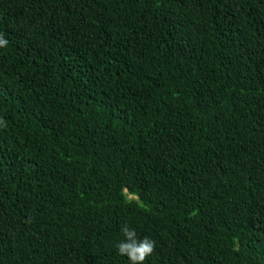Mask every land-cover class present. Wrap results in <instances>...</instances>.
<instances>
[{"label": "trees", "instance_id": "obj_1", "mask_svg": "<svg viewBox=\"0 0 264 264\" xmlns=\"http://www.w3.org/2000/svg\"><path fill=\"white\" fill-rule=\"evenodd\" d=\"M0 264H264V0H0Z\"/></svg>", "mask_w": 264, "mask_h": 264}, {"label": "clouds", "instance_id": "obj_2", "mask_svg": "<svg viewBox=\"0 0 264 264\" xmlns=\"http://www.w3.org/2000/svg\"><path fill=\"white\" fill-rule=\"evenodd\" d=\"M9 41L0 34V48H7ZM0 126L7 127L6 122L0 119ZM124 239L117 243L118 254L128 258L130 264H145L155 253L156 242L149 238H138L135 229L125 224L122 229Z\"/></svg>", "mask_w": 264, "mask_h": 264}]
</instances>
